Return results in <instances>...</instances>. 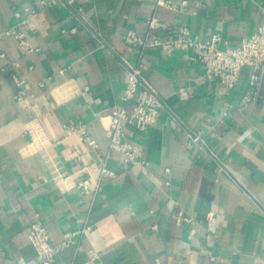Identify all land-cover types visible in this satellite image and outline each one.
<instances>
[{
    "label": "crops",
    "instance_id": "crops-1",
    "mask_svg": "<svg viewBox=\"0 0 264 264\" xmlns=\"http://www.w3.org/2000/svg\"><path fill=\"white\" fill-rule=\"evenodd\" d=\"M76 1L84 25L61 3L0 0V264L37 259L34 220L52 244L93 226L51 264H264V65L255 84L244 68L224 89L190 52L148 47L139 57L123 43L155 14L161 36L186 26L233 46L257 28L264 0H186L177 13L155 0ZM120 54L162 100L154 124L125 126L144 171L108 148L109 108L126 81ZM16 78L28 84L19 98ZM69 121H82L96 147L65 134ZM85 177L95 193L76 187ZM178 211L192 221L177 224Z\"/></svg>",
    "mask_w": 264,
    "mask_h": 264
},
{
    "label": "built area",
    "instance_id": "built-area-1",
    "mask_svg": "<svg viewBox=\"0 0 264 264\" xmlns=\"http://www.w3.org/2000/svg\"><path fill=\"white\" fill-rule=\"evenodd\" d=\"M35 1L43 8H50L57 3L64 4L82 25L85 24L84 6L76 0ZM186 5V0H155L156 8L162 7L172 13L183 11ZM160 28L161 23L158 17L153 14L146 20L145 31L140 33L128 30L123 37L126 52H134L139 57L148 47H158L166 53L190 52L189 58L201 65L206 80L216 81L224 89H231L235 85L244 68L250 70L251 84H255L258 80L264 65V17L257 28L244 36L237 44L224 47L220 45L217 33L207 40H201L194 36L186 26L171 28L165 33V36L159 35ZM71 31H74V28ZM6 33L12 34L18 40L19 46L24 52L36 50L23 39L21 32L8 29ZM118 61L125 71L126 81L121 101L109 108L108 148L110 151L121 154L124 162L135 164L144 171L147 163L140 157L138 147L127 140L125 126L130 123L136 128L144 130L154 124L162 107V100L157 92L142 79L139 68L134 62L121 54L118 55ZM15 82L20 90L14 97L19 98L25 93L28 84L18 78L15 79ZM180 93L183 96L186 91L182 90ZM63 130L65 134L76 133L79 140L90 148H95L97 145L96 140L90 135L82 121L66 122L63 125ZM193 140H198V137L193 136ZM100 171L101 174H113L105 166H102ZM75 185L82 193L97 191V185L92 186L90 177L79 179ZM174 220L177 224H181L192 221V218L182 211H178ZM92 227L91 224H84L81 228L65 232L59 243L52 244L46 228L39 220H34L29 225L27 237L36 252L37 259L33 262L17 260L9 264H51L56 252L68 245L76 244L83 234L92 230Z\"/></svg>",
    "mask_w": 264,
    "mask_h": 264
}]
</instances>
